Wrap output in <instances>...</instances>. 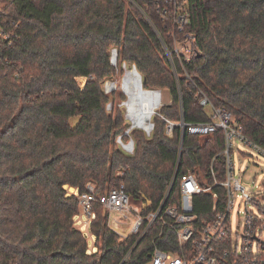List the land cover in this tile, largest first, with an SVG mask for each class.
<instances>
[{
    "label": "trees",
    "instance_id": "16d2710c",
    "mask_svg": "<svg viewBox=\"0 0 264 264\" xmlns=\"http://www.w3.org/2000/svg\"><path fill=\"white\" fill-rule=\"evenodd\" d=\"M178 6L190 20L183 30L169 0H0V264L124 259L136 237L121 240L100 206L92 224L99 251L87 253L73 220L79 203L66 186L83 190L91 182L106 193L124 184L132 199L157 206L173 179L166 204L179 199L188 172L202 186L226 179L223 129L201 136L174 126L169 135L156 115L150 135L130 131L133 154L120 147L117 138L128 140L129 126L123 107L108 110L105 83L124 64L137 67L144 88L170 92L171 102L158 110L169 121H211L201 104L207 97L264 147V0ZM176 40L190 43V60L178 57ZM212 191L224 198L223 186ZM212 191L196 196L198 213L212 205ZM152 235L126 264L148 263Z\"/></svg>",
    "mask_w": 264,
    "mask_h": 264
},
{
    "label": "built area",
    "instance_id": "2783aa9c",
    "mask_svg": "<svg viewBox=\"0 0 264 264\" xmlns=\"http://www.w3.org/2000/svg\"><path fill=\"white\" fill-rule=\"evenodd\" d=\"M169 1L175 2L178 10L175 26L183 30L190 21L189 17L178 6L179 0ZM173 35L175 37V30ZM187 40L183 43L190 45ZM178 42L176 40L175 49L178 57L190 60L195 51L190 45L188 50L190 55L186 56L184 52H180ZM167 54L172 59V53ZM201 104L211 112V121L186 123L182 120L174 123L158 110L155 114L168 122L169 135H172L174 126H180L182 130L187 128L189 133L201 136L223 129L226 146L222 153L226 156V179L216 180L210 186H202L198 175L188 172L180 178L179 199L169 205L166 204L175 180L173 179L164 199L157 206L135 201L126 191L124 184L106 193L97 192L91 182H88L83 190L68 186L69 194L75 195L79 203V211L73 220L87 239L88 254L99 251L98 238L92 231V224L97 218L96 208L100 206L105 211L106 226L121 240L136 237L134 246L119 264L128 263L134 249L150 233L153 235L147 264H264V193L252 195L245 190L240 180L234 177L231 157L232 140L235 137L263 154L264 147L250 141L243 134L241 126L229 111L215 107L207 97L201 100ZM131 130L127 129L126 132L129 133L125 134L130 135ZM133 141V138L128 142H125L122 136L117 138L120 147L130 154L135 152ZM215 186L225 188L224 198L217 191H212ZM210 191L212 205L203 213H198L195 209L196 196ZM236 198L245 199L246 205L252 208L238 211L239 215L244 216H239L235 222L233 208ZM125 229L128 230L127 234L122 233Z\"/></svg>",
    "mask_w": 264,
    "mask_h": 264
},
{
    "label": "rangeland",
    "instance_id": "374dc122",
    "mask_svg": "<svg viewBox=\"0 0 264 264\" xmlns=\"http://www.w3.org/2000/svg\"><path fill=\"white\" fill-rule=\"evenodd\" d=\"M178 46L180 48V52H184L186 56L189 54V47L188 43H183L181 41L178 42ZM125 69L122 67L116 71V75L113 79H108L105 83V90L108 93H112L111 100L107 106L109 111L116 112V108L123 107L125 109V119L126 118V108L122 103L127 100V94L122 90L120 86L116 87L115 90L107 91V83L108 82H122V79L125 75ZM80 84L85 83V78H78ZM120 82H118L120 84ZM163 93V100L162 104H167L171 102V94L170 92L165 89L162 90ZM116 107V108H114ZM161 107V106H160ZM159 107V108H160ZM154 114L152 117V121L155 123V116ZM78 121L77 117L71 119V122L75 124ZM139 129L144 130L143 128L137 127ZM127 131V130H126ZM125 131V132H126ZM128 140H124L125 142L130 141L132 138L131 135H127ZM233 150H232V161H233V168H234V177L239 179L242 185L244 186L245 190L252 195H257L259 193H264V154L259 152L253 146L244 143L238 137H235L233 140ZM68 186H66L67 189ZM246 208H252L250 205H246V200L243 198H236L235 205L233 208V219L236 222L239 216L243 217L244 215L238 214V211H245ZM128 230L125 229L122 233L127 234Z\"/></svg>",
    "mask_w": 264,
    "mask_h": 264
},
{
    "label": "bare ground",
    "instance_id": "6f19581e",
    "mask_svg": "<svg viewBox=\"0 0 264 264\" xmlns=\"http://www.w3.org/2000/svg\"><path fill=\"white\" fill-rule=\"evenodd\" d=\"M137 80V75L131 71L130 68H126L122 82H120L121 80L117 81L116 83L108 82L107 85L108 89L113 88L114 86H120L126 94L130 95L131 100L129 102V119L133 120L136 125L144 128L148 125V116L152 110V104L155 102L158 95L157 93L150 91H141L137 84ZM118 82H120V84ZM162 100L163 93L161 102Z\"/></svg>",
    "mask_w": 264,
    "mask_h": 264
},
{
    "label": "water",
    "instance_id": "95a60500",
    "mask_svg": "<svg viewBox=\"0 0 264 264\" xmlns=\"http://www.w3.org/2000/svg\"><path fill=\"white\" fill-rule=\"evenodd\" d=\"M118 56H119V54H118L117 49H114L113 52H112V57H111V62H112L113 65H117ZM123 68L126 70V68H128V66L126 64H124ZM131 71H133L137 75V79H138L137 80V84H138L139 88L141 89V91H143V92L144 91L145 92L150 91V92H153V93H157V95H158L157 99L152 104V110H151V112L149 113V116H148V125L143 128L148 134H150L152 132V130L154 129V127H155V123L152 121V117L157 112V110H159V107L162 105V102H161L162 89H146V88H144L143 76L139 72V70L137 69V67L135 65L132 66ZM111 83H115V82L113 81ZM106 87H107V91L116 89V86H114L113 88H110V89H108V85H106ZM130 100H131V97H130L129 94H127V100L122 103V105H124L125 108H126V118L128 119L127 125L129 126L128 130L140 127V126L136 125L133 120L129 119V116H130L129 102H130ZM126 133L128 134L129 132H126Z\"/></svg>",
    "mask_w": 264,
    "mask_h": 264
}]
</instances>
